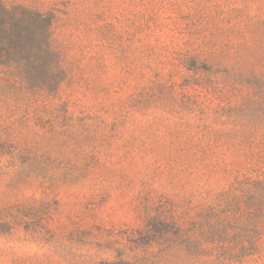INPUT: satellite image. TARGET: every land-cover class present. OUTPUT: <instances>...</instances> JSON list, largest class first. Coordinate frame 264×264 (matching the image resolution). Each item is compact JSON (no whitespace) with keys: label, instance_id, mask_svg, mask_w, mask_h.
I'll return each instance as SVG.
<instances>
[{"label":"rangeland","instance_id":"374dc122","mask_svg":"<svg viewBox=\"0 0 264 264\" xmlns=\"http://www.w3.org/2000/svg\"><path fill=\"white\" fill-rule=\"evenodd\" d=\"M4 1L63 73L0 80V264H264V0Z\"/></svg>","mask_w":264,"mask_h":264},{"label":"trees","instance_id":"16d2710c","mask_svg":"<svg viewBox=\"0 0 264 264\" xmlns=\"http://www.w3.org/2000/svg\"><path fill=\"white\" fill-rule=\"evenodd\" d=\"M52 18L23 3L0 0V80L5 91L48 89L61 81Z\"/></svg>","mask_w":264,"mask_h":264}]
</instances>
